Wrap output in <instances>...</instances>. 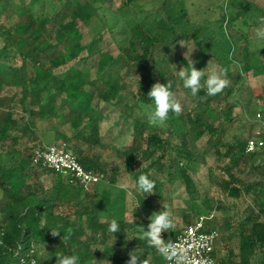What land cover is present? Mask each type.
I'll return each mask as SVG.
<instances>
[{
  "label": "trees",
  "instance_id": "obj_1",
  "mask_svg": "<svg viewBox=\"0 0 264 264\" xmlns=\"http://www.w3.org/2000/svg\"><path fill=\"white\" fill-rule=\"evenodd\" d=\"M103 3L104 0H30L27 3L0 0V17L9 22H0V147H5L3 156L0 151V264L31 260L36 264H55L54 255L61 251L78 254L80 264H127L132 251L140 255L138 264L143 259L147 264H164L157 247L142 235L133 234L128 242L130 226L123 220L122 192L116 198H110L109 193L103 192L105 189L99 193L98 184L105 182L109 168L104 157L118 159L122 172L134 183L131 193L137 207L133 210L131 227L139 223V209L169 200L163 193L174 179L183 182L191 201L192 212L185 217L186 226L202 215L195 204L199 193L188 173L189 165L197 157L196 144L202 147L201 156L212 155L223 160L222 165L216 166L223 175L217 181L221 190L233 199L243 194L252 205H248L234 223L229 218L221 219L220 223L214 218L205 221L204 231H218L220 240L225 237L228 241L237 240L236 250L228 249L226 257L217 251L218 264H264V154L245 152L250 133L246 138L234 137L227 130L233 123L235 109L230 97L240 75L251 72L253 76H264V64L256 65L251 60L257 51L251 52L246 43L243 44L239 74L229 86L215 96L201 90L197 97H192L171 66L176 60L188 67L177 55V45L192 42L199 48V57H210L215 52L216 39L208 33V37H203L202 31L206 30L200 26L182 28L180 17H170V24L156 18L160 12L170 14L171 0H163L139 22H124L127 32L121 30L117 34L129 33L131 37L125 38L124 44H118V55L103 54L98 47L100 34L87 44L81 43V28L98 25L101 29H113L114 26H108L100 16ZM131 3L132 0H124L122 11ZM226 4L237 10L230 17L229 25L249 9L234 0H227ZM180 10L183 12L182 8ZM226 17L221 13V27ZM262 22L263 15L253 25ZM132 37L138 40V45ZM230 50L231 47L224 54L225 58ZM95 56L98 58L93 78L88 80L75 66ZM69 62L74 63L66 71L55 73ZM229 63L221 64L227 74ZM132 72L137 73L135 83L142 96L137 92L126 95L125 81ZM169 81L173 92L184 97L182 112L179 115L170 112L163 124L150 123L153 105L146 94L154 83ZM7 90L10 94L5 93ZM94 100L121 107L120 115L131 125V139L126 147H116L110 138L100 135L99 111ZM57 107L66 113L72 129L70 135H63L62 139L71 147L81 167L86 172L105 176L103 181L93 185L92 193L41 166H36L41 172L33 171L28 182L25 179L28 162L22 160L16 168H7L6 161L2 162L4 156L17 153L18 139L30 134L36 139L32 123L23 118L15 119L14 111L22 110L33 122L53 118ZM246 171L256 174L255 180L242 179L240 175ZM116 174L119 171L109 176L110 187H114ZM141 174L155 182L153 192L145 197L135 190L136 179ZM43 176L51 177L53 184L49 190L42 183ZM201 202L212 211L207 201ZM112 220L120 223V232L115 236L108 231ZM56 228L62 233L61 241L49 231ZM144 229L147 230V226ZM180 230L177 227L175 234L166 236L164 241H172ZM138 233L142 234L143 230ZM64 235L69 237L67 242ZM110 237L118 241L121 248L107 245ZM96 246H101L103 251H98Z\"/></svg>",
  "mask_w": 264,
  "mask_h": 264
},
{
  "label": "rangeland",
  "instance_id": "obj_2",
  "mask_svg": "<svg viewBox=\"0 0 264 264\" xmlns=\"http://www.w3.org/2000/svg\"><path fill=\"white\" fill-rule=\"evenodd\" d=\"M14 1L18 2L21 0ZM22 1L27 3L30 0ZM162 1L163 0H132V3L122 11L121 4L124 0H104L102 9L100 10V16L105 18L108 26H114L113 29L111 31L107 28L101 29L98 25H94L93 28H81L83 34L81 43L83 45L87 44L92 37L96 34H100V39L98 41L100 51L103 54L107 53L115 57L119 53L118 44L121 45L125 38L131 37L129 33L125 35L117 34V32H121V30L127 32L124 22H139L143 17L149 15L151 10L157 7ZM226 1L227 0H171L170 14L160 12L155 17L163 19L167 24L171 23L169 20L170 17H180V20L182 21L181 25H183L182 28L184 29H190L197 26L205 28L206 31H202V36L208 37L211 35L216 39L215 42L217 46H215V52L212 50L214 53H212L210 57H199V48L196 47L190 54L189 59L196 62L194 67L198 70L204 68L203 71L206 74L214 68L220 70L222 69L221 64L226 63L227 61L230 62L228 65L229 72L227 74V79L231 82L234 76L239 74L240 69L238 62L240 61L243 44L246 43L251 52L257 51V53L251 57L253 64H264V52L260 51L264 49V36L259 35L260 32H264V22L259 23L256 26L253 25L254 21L259 19L262 15L264 16V0H234L235 2H241L244 8L249 6V9H247L241 18H238L231 25H229L228 21L231 16L235 15L237 10L230 9L226 4ZM181 8L183 12H181ZM221 8H223V10H221ZM221 13L227 15L224 22H222V27L219 24ZM151 18H153V15H151ZM1 21L7 24L9 23L6 22L3 17H0V22ZM244 21L246 22L245 24ZM132 39L134 44L138 45V40L134 37H132ZM184 45L187 46L188 52ZM193 45L194 43L192 42H181L177 45V55L183 58L188 66V55L191 52ZM229 47H231V50L229 51L227 58H225L224 54L229 50ZM97 58L98 57L95 56L78 66L74 65L75 69L83 71L86 75L85 77L89 80L93 78L94 66ZM217 59H219V62ZM73 63L74 62L67 63L65 66L56 70L55 73L59 74L66 71L73 65ZM171 66L175 73L176 70L179 71L181 67H184V65L176 60L171 63ZM136 78L137 73L134 72L129 73L127 76L125 81V84L128 87V92H126L127 96H130L131 92H136L137 88H139L135 83ZM11 91L15 92V90ZM5 93L10 94V90H7ZM174 95L181 104L184 102V97L181 94L174 93ZM230 100L235 104V109L233 113V123L227 127L228 133L230 136L246 138L253 129L252 121L257 113L261 112L262 118L264 119V76H253L251 72L241 74L240 79L236 81ZM93 104L99 111L100 135L102 137L110 138L112 144L116 147H126L131 139V125L129 120L124 119L120 115L121 107H112L96 100L93 101ZM55 112L53 118H43L40 120H33L32 122V119H30V117L22 110L17 109L14 111L15 119L23 118L30 124L32 123V132L36 135V139H34L31 134L18 139L16 145L17 153L13 156H4L2 162L6 161L5 166L7 168H16L22 160L28 162L30 165L27 164L28 170L25 173V179L28 182L31 181L30 174L33 171L41 172L39 167L31 165L32 163H30L32 150L37 147L55 145L56 141L63 144L65 142L62 139V136H67L71 133L72 129L67 121L66 113L59 107L56 108ZM81 124L83 125L84 121H82ZM11 135L16 134L11 133ZM78 145L84 148L81 143H78ZM68 148L72 151L69 145ZM201 149V145L196 144L195 156L197 157L189 165L188 170V173L199 193V198L195 200V204L201 211L202 215H212V218L218 223H220L223 218H229V220L234 223L244 214L243 211L248 205L250 207L252 206L251 202L248 197L243 194L238 199H233L221 190L217 181L221 180L223 175L217 170L216 166L222 165L223 160H219L212 155H206L203 157L200 155ZM0 151L1 156H3L5 147L1 146ZM104 158L108 162L109 168L106 171L107 176L105 182L98 184V187L100 188L99 193L105 189L103 192L109 193L110 198H116L120 196L122 192L123 203L121 206L123 207V220L130 226L127 234L128 242H130V238L133 234H137L150 223L152 214L155 215V212L162 210L163 207L171 209L174 226L168 229L167 232H162L160 234L163 243L158 251L159 254L163 256V246L166 244L164 241L165 237H172V235L175 234V229L177 227L182 229L186 224L185 217L192 212L191 201L185 192L183 182L180 179H174L169 184L167 190L165 189L163 193V196L168 197L169 200L162 202L161 205L150 203L147 204L145 208L139 209V223L133 228L131 227L133 225L132 214L133 210L137 207L136 200L131 193V188L134 186V183L126 173L122 172L123 166L118 159L114 156L111 158ZM118 171L119 174L115 175L114 187H110L108 184L109 176ZM240 177L244 180H255L256 174L251 171H246L241 174ZM50 178L51 177H42V183L47 190H49L50 186L53 184ZM62 178L67 182L65 177L62 176ZM121 185H125L126 187L122 188ZM87 190L88 193H92L94 187L90 186ZM129 193H131V195ZM1 196L2 191L0 189V197ZM201 201H207L212 207V211H208L205 204ZM101 221L109 222V219L101 218ZM118 243V241L111 237L107 241V245L114 246V248H121ZM95 248L100 252L103 251L101 246H96ZM236 248L237 240L233 239L228 241L225 237L220 240L219 254L222 257H226L228 249L235 251Z\"/></svg>",
  "mask_w": 264,
  "mask_h": 264
},
{
  "label": "built area",
  "instance_id": "obj_3",
  "mask_svg": "<svg viewBox=\"0 0 264 264\" xmlns=\"http://www.w3.org/2000/svg\"><path fill=\"white\" fill-rule=\"evenodd\" d=\"M253 129L246 139L247 154H264V119L257 113L252 121ZM31 162L54 170L65 177L68 182L79 184L83 188L93 186L104 180L103 173L86 172L73 151L63 143L60 145L42 146L33 149ZM211 216L201 215L191 224L184 226L172 241L163 246L164 264H218L220 234L216 230L204 231V223ZM19 264H36L21 261Z\"/></svg>",
  "mask_w": 264,
  "mask_h": 264
},
{
  "label": "clouds",
  "instance_id": "obj_4",
  "mask_svg": "<svg viewBox=\"0 0 264 264\" xmlns=\"http://www.w3.org/2000/svg\"><path fill=\"white\" fill-rule=\"evenodd\" d=\"M259 35L264 36V32H260ZM196 47L197 45L194 44L188 55L189 66L187 68L181 67L179 71L175 68L177 76L182 82L183 87L190 90L192 97H197L201 90H206V94L208 96H215L229 86L230 81L227 79V72L223 69L216 70L214 68L206 74L203 71L204 68L198 70L194 67L196 62L190 60L189 56ZM136 92L137 95L142 96V94L138 92V88ZM146 95L147 99L150 100L153 105L152 111L149 114L150 123L163 124L169 119L170 112L177 115L182 112V105L174 95L172 83L170 81L165 83H154ZM121 187L124 188L126 186L121 185ZM154 187L155 182L147 175L141 174L137 177L135 190L143 197L152 193ZM129 194L131 195V193ZM172 217L173 213L171 209L163 207L162 210L155 212V215H151L150 223L147 225V230L143 228V233H137L136 235H142V238L150 241L153 246L157 247L159 250L163 243L160 234L162 232H167L168 229L174 226ZM49 231L53 237H59L61 241L62 233L58 228L49 229ZM108 231L113 235L115 233H119L120 223L117 220H112L108 225ZM63 239L67 242L69 237L64 235ZM54 256L56 258L55 264H80L79 255L70 251L57 252ZM129 257L130 258L127 261V264H138V258L140 255L134 254L132 251L129 253ZM140 264H147V262L143 259L140 261Z\"/></svg>",
  "mask_w": 264,
  "mask_h": 264
},
{
  "label": "crops",
  "instance_id": "obj_5",
  "mask_svg": "<svg viewBox=\"0 0 264 264\" xmlns=\"http://www.w3.org/2000/svg\"><path fill=\"white\" fill-rule=\"evenodd\" d=\"M61 143H59L58 141H56V144L55 145H60ZM49 146H51V145H49Z\"/></svg>",
  "mask_w": 264,
  "mask_h": 264
}]
</instances>
